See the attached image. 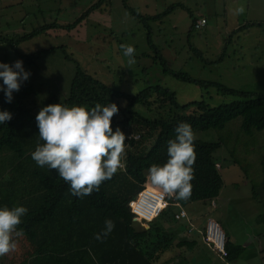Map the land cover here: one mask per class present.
<instances>
[{
  "label": "rangeland",
  "instance_id": "374dc122",
  "mask_svg": "<svg viewBox=\"0 0 264 264\" xmlns=\"http://www.w3.org/2000/svg\"><path fill=\"white\" fill-rule=\"evenodd\" d=\"M97 1L0 0V34L26 33L49 23L74 24ZM238 5L244 12L234 16L232 9ZM191 17H203L206 23L194 29ZM253 22L259 25L250 24ZM122 43L135 49L131 65L119 48ZM42 49L45 51L36 63L24 67L30 73L25 82L31 93L21 100L33 114L68 96L76 64L116 91L134 95L148 84H159L173 91L179 104L204 99L217 106L236 97L165 74L158 55L172 70L194 79L264 94V0H101L72 28L52 26L14 50L0 44V62L11 65L17 59L22 61L19 54ZM240 125L237 117L223 129L194 133L196 139L224 142L215 152L223 181L213 199L215 207L209 202L193 204L203 210V217H211L227 236L232 235L233 244L245 247L234 261L221 264H264V253L263 260L258 257L264 250V222L257 219L264 216V208L251 197L253 186L263 180L264 128L245 133ZM3 173L8 174V168ZM168 210L164 215L169 217ZM201 252L206 256L204 264L216 260L212 253ZM11 259L8 253L0 256V264H12ZM161 259L163 264H194L196 257Z\"/></svg>",
  "mask_w": 264,
  "mask_h": 264
},
{
  "label": "trees",
  "instance_id": "16d2710c",
  "mask_svg": "<svg viewBox=\"0 0 264 264\" xmlns=\"http://www.w3.org/2000/svg\"><path fill=\"white\" fill-rule=\"evenodd\" d=\"M99 1L86 9L76 23L97 8ZM128 11L134 14L131 9ZM191 20L194 28L196 18L191 17ZM76 23H49L37 25L26 33L0 34V44H8L14 50L19 43L45 33L52 26L69 29ZM250 24L259 25L256 22ZM148 41L150 43L149 37ZM44 51L19 54L23 68L34 65ZM158 56L165 74L204 89L213 87L217 93L236 98L217 106H210L204 99L179 104L176 94L159 84H148L134 95L127 94L107 86L76 64L68 96L57 103L85 107L115 103L118 111L111 117L110 127H119L126 137L124 169H118L111 179L100 184L98 190L79 199L70 194L68 185L54 170L37 167L29 155L38 142L42 143L36 133L35 114L21 100L22 96L31 93V86L23 81L12 93L10 102H6L3 91L0 92V110L11 113V118L0 125V155H6L5 162L0 158V173L8 168V174H0V205L27 208L17 225L23 234L14 237L16 249L8 253L12 256V264H159L164 252L172 248L175 237L163 224H171L180 218L175 217L176 212L170 205L166 208L169 217L164 215L165 209L145 227L133 219L128 202L147 180L148 166L166 159V142L173 137L174 126L186 122L193 133L220 130L240 117V129L245 133L264 128V94L194 79L172 70L169 63ZM222 142L224 140L194 139L196 159L188 201L211 203L219 195L223 181L215 152ZM260 165L263 180L257 187L253 186L251 197L264 208V154ZM106 218L113 221L114 228L106 238L98 241L93 238V233L101 230ZM257 219L264 222V216ZM195 243L196 240L189 241L184 236L176 239L178 248ZM244 249V246L227 240V254L222 260L233 261ZM217 260L211 263H218Z\"/></svg>",
  "mask_w": 264,
  "mask_h": 264
},
{
  "label": "clouds",
  "instance_id": "9594fccd",
  "mask_svg": "<svg viewBox=\"0 0 264 264\" xmlns=\"http://www.w3.org/2000/svg\"><path fill=\"white\" fill-rule=\"evenodd\" d=\"M243 12L244 8L240 5L232 9L234 16ZM119 48L127 58V63L133 64L134 47L122 43ZM29 75L19 59L11 65L0 62V91H3L6 102L11 101L12 93L19 89ZM117 111V105L111 102L96 103L91 107L60 103L41 106L34 119L36 133L42 143L38 142L29 153L31 159L37 167L54 170L68 185L72 196L79 199L91 195L103 181L111 179L118 169L123 170L125 166V134L119 127L114 130L110 127L111 117ZM10 118L9 111L0 110V125ZM194 139L188 123H177L173 128V137L166 142V159L161 163L150 164L147 168L151 184L158 186L165 194H174L181 201L191 195L196 159ZM26 212L27 208L23 205H0V256L15 251L14 237L23 234L17 225ZM113 228V221L106 218L101 230L93 233V238L100 241Z\"/></svg>",
  "mask_w": 264,
  "mask_h": 264
},
{
  "label": "built area",
  "instance_id": "2783aa9c",
  "mask_svg": "<svg viewBox=\"0 0 264 264\" xmlns=\"http://www.w3.org/2000/svg\"><path fill=\"white\" fill-rule=\"evenodd\" d=\"M205 23L206 19L203 17L196 19L194 28L199 29ZM217 167H219L218 164ZM170 205L180 206L174 194L168 195L163 193L158 186L151 184L148 178L137 194L128 202L133 219L138 218L141 222L146 223L156 219ZM186 215V211L182 207L175 213V217L178 219L186 217ZM190 230L188 229L187 232H190ZM202 240L220 258L226 256V235L215 220L211 218L207 219L202 233Z\"/></svg>",
  "mask_w": 264,
  "mask_h": 264
},
{
  "label": "crops",
  "instance_id": "0c3cea01",
  "mask_svg": "<svg viewBox=\"0 0 264 264\" xmlns=\"http://www.w3.org/2000/svg\"><path fill=\"white\" fill-rule=\"evenodd\" d=\"M193 203L194 202L188 201L185 206H181L186 211V214H187L186 217L180 218L179 220H176L175 222H173L171 224H169V223L163 224V227L165 228V230L167 232L173 233L175 235V237L172 240L173 241L172 245H171L172 248L167 249V251L164 252L162 257L168 258L167 261L170 260L169 257H172V258L176 257V256L180 257L181 255H183V257H196L195 260L192 259L194 261V264H198L200 262V260H203L201 262V264H204V258L206 256L204 254H202V252H201V249H204V250L212 253L213 255H215L216 260L217 259L219 260L218 263H214V264H219L221 261L226 262L225 260H222V258H220L216 253H214L208 246H206V244L203 243L202 233L204 231L207 219L211 218V217H209V216L203 217V215H202L203 210L197 208V206L195 207V205ZM210 206L215 207L214 201L212 203H210ZM175 207H174L175 212H178L179 209L181 208L180 206H175ZM195 209H197V210H195ZM181 228H184V229H181ZM188 229H191V231L187 234ZM180 230H182V231H180ZM225 235L227 236V234H225ZM179 236H184L189 241L196 240V243L190 247L178 248V247H176V239ZM231 239H232V235H228L227 240L230 242H233V241H231ZM182 249H185V250L181 251ZM257 250L260 251V249H257ZM261 251H262V254L258 255V257L261 258V260H263L262 255L264 253V250L261 249ZM163 261L161 259L159 264H163ZM168 263H170V262H168ZM188 264H189V262H188ZM210 264H213V263H210ZM222 264H225V263H222Z\"/></svg>",
  "mask_w": 264,
  "mask_h": 264
},
{
  "label": "water",
  "instance_id": "95a60500",
  "mask_svg": "<svg viewBox=\"0 0 264 264\" xmlns=\"http://www.w3.org/2000/svg\"><path fill=\"white\" fill-rule=\"evenodd\" d=\"M175 199H176V198H175ZM176 200H177V202L179 203L180 206H185V205L187 204V202H188V199H186V200H184V201H181V200H178V199H176ZM134 220L137 221V222L143 223V225H144L145 227L148 226V224H147L146 222H141V220H139L138 218H134Z\"/></svg>",
  "mask_w": 264,
  "mask_h": 264
}]
</instances>
